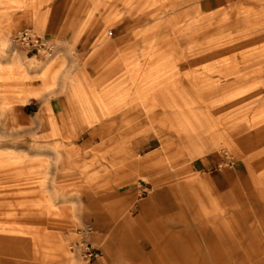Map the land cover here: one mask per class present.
Here are the masks:
<instances>
[{
    "label": "rangeland",
    "instance_id": "374dc122",
    "mask_svg": "<svg viewBox=\"0 0 264 264\" xmlns=\"http://www.w3.org/2000/svg\"><path fill=\"white\" fill-rule=\"evenodd\" d=\"M0 264H264V0H0Z\"/></svg>",
    "mask_w": 264,
    "mask_h": 264
},
{
    "label": "built area",
    "instance_id": "2783aa9c",
    "mask_svg": "<svg viewBox=\"0 0 264 264\" xmlns=\"http://www.w3.org/2000/svg\"><path fill=\"white\" fill-rule=\"evenodd\" d=\"M12 41L16 46L40 56L51 57L56 51V44L53 39L39 34L32 28H25L15 33ZM83 232L89 235L93 232V229L90 225H87L84 227ZM73 249L79 251L81 257L87 262L97 260L101 255L99 247L93 246L90 242L84 240L75 243Z\"/></svg>",
    "mask_w": 264,
    "mask_h": 264
},
{
    "label": "crops",
    "instance_id": "0c3cea01",
    "mask_svg": "<svg viewBox=\"0 0 264 264\" xmlns=\"http://www.w3.org/2000/svg\"><path fill=\"white\" fill-rule=\"evenodd\" d=\"M202 1V4L204 6H209L215 2H219L221 1V4H223L224 2H226L227 0H201ZM74 32L71 31V35L73 36ZM71 36V37H72ZM118 49L119 47H109V48H102V49H99L97 52H96V56L95 59L93 61L95 62H99V63H103V62H106L108 61L111 65H113V63H115V61H117V58L116 56L119 54L118 52ZM120 49H123V48H120ZM87 55V54H86ZM112 76V75H111ZM57 97V100L55 101H52V103H57V106L59 107L60 110H58V113H63L65 111L64 107L61 105V102H67V98L66 97ZM63 99V100H62ZM57 106L55 105L54 107L57 108ZM53 108V106H52ZM241 176H238L239 177V181L241 179V181H244L245 177H246V171L244 169V166L242 165V171H241ZM144 208V207H143ZM146 208V207H145ZM144 208V209H145Z\"/></svg>",
    "mask_w": 264,
    "mask_h": 264
},
{
    "label": "bare ground",
    "instance_id": "6f19581e",
    "mask_svg": "<svg viewBox=\"0 0 264 264\" xmlns=\"http://www.w3.org/2000/svg\"><path fill=\"white\" fill-rule=\"evenodd\" d=\"M15 62L17 63H21L20 60L17 58L15 59ZM127 153V152H126ZM125 153V154H126ZM139 162L136 163V161H134L132 163L133 167H136L138 166ZM133 172L131 171V169H128V168H116L114 170V179H115V184L118 186L119 189H121V186L124 184V183H128L129 181H131V179H133ZM192 183V182H191ZM193 184V183H192ZM117 195H118V198L116 200L119 208L123 207V198L121 197L122 192L120 191H117ZM122 205V206H121ZM121 210V209H120ZM26 221L28 222H34V219H27ZM126 222L129 223V220H126ZM148 243L152 246V247H156L157 243L154 241V240H149Z\"/></svg>",
    "mask_w": 264,
    "mask_h": 264
}]
</instances>
